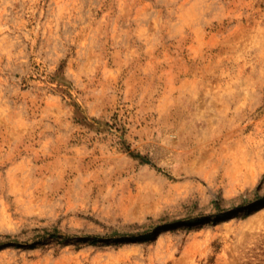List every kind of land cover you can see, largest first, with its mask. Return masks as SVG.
Returning a JSON list of instances; mask_svg holds the SVG:
<instances>
[{
    "label": "rangeland",
    "instance_id": "rangeland-1",
    "mask_svg": "<svg viewBox=\"0 0 264 264\" xmlns=\"http://www.w3.org/2000/svg\"><path fill=\"white\" fill-rule=\"evenodd\" d=\"M0 240L264 264V0H0Z\"/></svg>",
    "mask_w": 264,
    "mask_h": 264
},
{
    "label": "trees",
    "instance_id": "trees-1",
    "mask_svg": "<svg viewBox=\"0 0 264 264\" xmlns=\"http://www.w3.org/2000/svg\"><path fill=\"white\" fill-rule=\"evenodd\" d=\"M242 205H246V202H244ZM57 231H59L58 229H57ZM47 233H51V234H53L52 236H55V235H58V234H56V233H54V232H47ZM42 237H45V236H47V234H42L41 235ZM98 237H100V236H94V240H97L98 239ZM2 243H8L6 240H0V244H2Z\"/></svg>",
    "mask_w": 264,
    "mask_h": 264
}]
</instances>
